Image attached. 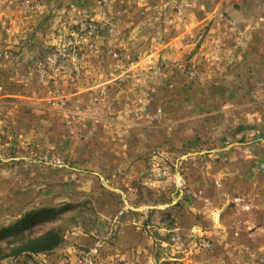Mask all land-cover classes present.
<instances>
[{
  "label": "rangeland",
  "instance_id": "374dc122",
  "mask_svg": "<svg viewBox=\"0 0 264 264\" xmlns=\"http://www.w3.org/2000/svg\"><path fill=\"white\" fill-rule=\"evenodd\" d=\"M245 1L0 0V264H264Z\"/></svg>",
  "mask_w": 264,
  "mask_h": 264
},
{
  "label": "trees",
  "instance_id": "16d2710c",
  "mask_svg": "<svg viewBox=\"0 0 264 264\" xmlns=\"http://www.w3.org/2000/svg\"><path fill=\"white\" fill-rule=\"evenodd\" d=\"M32 212H28L23 218H21L18 222L13 225L3 227L0 229V241L12 234L19 235V233H24V227L28 225V223L32 222ZM20 231V232H19ZM62 234L56 229L52 228L45 232H42L37 235L26 236L22 234L21 237L17 238L19 244L14 245L10 251V253H5L2 256H10V255H20L24 252L28 251H36V252H46L51 251L54 248L58 247L62 242Z\"/></svg>",
  "mask_w": 264,
  "mask_h": 264
},
{
  "label": "crops",
  "instance_id": "0c3cea01",
  "mask_svg": "<svg viewBox=\"0 0 264 264\" xmlns=\"http://www.w3.org/2000/svg\"><path fill=\"white\" fill-rule=\"evenodd\" d=\"M231 10L234 15L240 17V19L235 21V25L239 26L241 23H244L245 28L248 27V39L246 42L247 44H253V47L260 41L264 42V0H246L243 4H241L239 8H231ZM201 11V8H198L197 14H202L203 12ZM255 42L257 43L255 44ZM245 138H247V135ZM251 138L252 137H250L249 141L237 143H256L257 139L254 140Z\"/></svg>",
  "mask_w": 264,
  "mask_h": 264
}]
</instances>
